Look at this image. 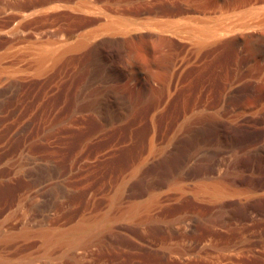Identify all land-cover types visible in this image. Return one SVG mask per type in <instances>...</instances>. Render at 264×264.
I'll list each match as a JSON object with an SVG mask.
<instances>
[{
	"label": "rangeland",
	"instance_id": "rangeland-1",
	"mask_svg": "<svg viewBox=\"0 0 264 264\" xmlns=\"http://www.w3.org/2000/svg\"><path fill=\"white\" fill-rule=\"evenodd\" d=\"M261 9L0 0V264H264Z\"/></svg>",
	"mask_w": 264,
	"mask_h": 264
},
{
	"label": "bare ground",
	"instance_id": "bare-ground-1",
	"mask_svg": "<svg viewBox=\"0 0 264 264\" xmlns=\"http://www.w3.org/2000/svg\"><path fill=\"white\" fill-rule=\"evenodd\" d=\"M259 9V8H258ZM262 10V9H261ZM255 11V10H254ZM256 11H257V9H256ZM260 11V10H259ZM249 12L251 13V10H249ZM261 12H263L264 13V11L262 10ZM252 13H253V11H252ZM251 13V14H252ZM243 14H246L245 12L243 13ZM240 15H242V14H240ZM247 15V14H246ZM244 16L245 18L246 17H249V15L248 16ZM253 15V14H252ZM252 15H250V16H252ZM240 18H243V15H242V17L241 16H239ZM239 17H238V20H239ZM255 17H257V15H254V18H253V16H252V20L253 21H255L256 22V20L259 18H255ZM250 18V17H249ZM248 18V20H247V18H246V20L247 21H245V22H248L250 19ZM263 18H264V16H263ZM244 19V18H243ZM243 19H240V21L241 22H243L242 20ZM256 19V20H255ZM262 19V18H261ZM234 20V19H233ZM238 20L236 21V23L238 22ZM260 20V19H259ZM115 21V20H114ZM116 22V21H115ZM118 22V21H117ZM122 22V21H121ZM231 22V21H230ZM258 22V21H257ZM113 23V22H112ZM233 22H231V24H232ZM239 23V22H238ZM237 23V24H238ZM252 23V22H251ZM237 24H235V26L237 25ZM242 24V23H241ZM243 24L245 25V24H247V23H244L243 22ZM250 24V23H249ZM120 25V24H119ZM209 25V24H208ZM212 24H210L209 26H211ZM232 25H234V23L232 24ZM111 26H112V24H111ZM111 26H110V28H111ZM172 26V25H171ZM203 26V25H202ZM207 26V25H206ZM235 26H231L230 27V29L232 28V27H234L235 28ZM240 26H242V25H240ZM240 26H236L237 28L238 27H240ZM108 27H109V25H108ZM113 27V26H112ZM200 28H197V27H195L196 29H194L195 30V33L196 34H200V33H207L206 35H208L209 34V32H210V30L208 29V27H201V26H199ZM216 27V26H215ZM225 27H226V25H225ZM117 28V27H116ZM189 28H191V27H189ZM218 28V27H217ZM224 28V26L223 27H221L220 28V30H222ZM121 29V28H120ZM219 29V28H218ZM229 29V27L227 26L226 27V30H228ZM211 30H213V29H211ZM223 30H225V28L223 29ZM216 31H217V29H216ZM212 32H214L215 33V30H213V31H211L210 32V34H212ZM218 33V32H217ZM216 33V34H217ZM209 34V35H210ZM219 34H221V33H219ZM69 36V35H68ZM197 36V35H196ZM210 37H214V36H211L210 35ZM196 38V37H195ZM42 51V50H41ZM44 51H46V50H44ZM43 54V53H42ZM46 54H47V51L44 53V56L46 57ZM47 57L48 58H51V55L50 54H48L47 55ZM195 131V130H194ZM187 140V139H186ZM192 140V139H191ZM187 142V141H186ZM189 142V141H188ZM193 142V141H192ZM189 144V143H188ZM187 143H185V142H177V143H174V147H173V151H171V152H169V153H166L165 155H163V156H161L160 158H158L157 160H155L154 161V166H155V172L154 173H156L157 175H159V177H162V178H164V177H166V179L167 178H169L170 176H172V175H174V173L177 171V169L181 166V165H183L184 166V164H185V161H184V159H185V157L187 156L186 155V153H187ZM191 148V147H190ZM248 156H250L251 158H254V160L256 159H262V162L264 161V146H262V147H257V148H255V149H250L249 150V153H248ZM185 160H187V159H185ZM184 162V163H183ZM181 168V167H180ZM150 169H151V167H150ZM176 170V171H175ZM179 174V173H178ZM179 176V175H178ZM171 178V177H170ZM189 178V177H188ZM195 178V177H194ZM177 179V178H176ZM183 181V180H182ZM129 188V187H128ZM142 207V206H141ZM78 229H81V228H78ZM84 236H85V234H84ZM83 236V237H84ZM82 237V238H83Z\"/></svg>",
	"mask_w": 264,
	"mask_h": 264
}]
</instances>
